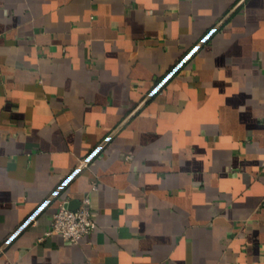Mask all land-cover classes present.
Here are the masks:
<instances>
[{
	"label": "crops",
	"instance_id": "obj_1",
	"mask_svg": "<svg viewBox=\"0 0 264 264\" xmlns=\"http://www.w3.org/2000/svg\"><path fill=\"white\" fill-rule=\"evenodd\" d=\"M0 264H264V0H0Z\"/></svg>",
	"mask_w": 264,
	"mask_h": 264
},
{
	"label": "built area",
	"instance_id": "obj_2",
	"mask_svg": "<svg viewBox=\"0 0 264 264\" xmlns=\"http://www.w3.org/2000/svg\"><path fill=\"white\" fill-rule=\"evenodd\" d=\"M89 197L78 208H71L63 203L60 209L54 214L51 228L47 234H61L73 243H79L81 239L94 232L97 228V221L93 210L88 206Z\"/></svg>",
	"mask_w": 264,
	"mask_h": 264
}]
</instances>
